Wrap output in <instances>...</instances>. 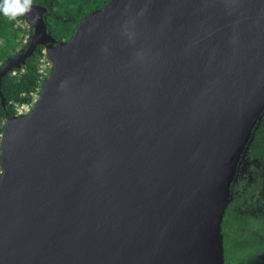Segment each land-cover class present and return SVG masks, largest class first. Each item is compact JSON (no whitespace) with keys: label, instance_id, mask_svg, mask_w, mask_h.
I'll return each mask as SVG.
<instances>
[{"label":"water","instance_id":"water-1","mask_svg":"<svg viewBox=\"0 0 264 264\" xmlns=\"http://www.w3.org/2000/svg\"><path fill=\"white\" fill-rule=\"evenodd\" d=\"M1 134L0 264H225L222 221L264 111V0H110Z\"/></svg>","mask_w":264,"mask_h":264},{"label":"trees","instance_id":"trees-1","mask_svg":"<svg viewBox=\"0 0 264 264\" xmlns=\"http://www.w3.org/2000/svg\"><path fill=\"white\" fill-rule=\"evenodd\" d=\"M110 0H32L47 8L46 21L48 31L58 41L68 40L74 34L81 19L90 12L102 8ZM22 23L28 24V18L24 15L15 19L5 17L0 13V69L7 60L15 57L27 43L24 40L25 29ZM29 25V24H28ZM34 29L29 25V32L32 35ZM44 46H40L33 56L29 57L20 68L9 71L2 79V92L6 98V105H3L0 96V153L1 134L5 121L8 117L17 114L18 108L22 105H30L34 102V96L42 81L41 58ZM253 139L249 142L246 152L249 150L254 156L264 157V111L260 120L253 130ZM0 167V174H1ZM228 205L222 221V233L224 235L225 264H232L237 256L232 253V236L230 231L233 228Z\"/></svg>","mask_w":264,"mask_h":264},{"label":"flooded vegetation","instance_id":"flooded-vegetation-1","mask_svg":"<svg viewBox=\"0 0 264 264\" xmlns=\"http://www.w3.org/2000/svg\"><path fill=\"white\" fill-rule=\"evenodd\" d=\"M232 264H264V157L240 158L229 202Z\"/></svg>","mask_w":264,"mask_h":264},{"label":"clouds","instance_id":"clouds-1","mask_svg":"<svg viewBox=\"0 0 264 264\" xmlns=\"http://www.w3.org/2000/svg\"><path fill=\"white\" fill-rule=\"evenodd\" d=\"M32 0H0V13L10 19L31 11Z\"/></svg>","mask_w":264,"mask_h":264},{"label":"built area","instance_id":"built-area-1","mask_svg":"<svg viewBox=\"0 0 264 264\" xmlns=\"http://www.w3.org/2000/svg\"><path fill=\"white\" fill-rule=\"evenodd\" d=\"M28 24L30 25V23H28ZM28 24L22 23V27L25 29L24 40H23L25 43H27L29 41L30 37H31V34L29 32V25ZM40 64H41L40 72L42 74V78L45 79L49 75L51 70L53 69V62L48 57L46 48L43 50V56L41 58V63ZM40 89H41V86H40V88H38V90L36 92V95H38V96L40 94ZM35 101H36V99L34 98V102Z\"/></svg>","mask_w":264,"mask_h":264},{"label":"rangeland","instance_id":"rangeland-1","mask_svg":"<svg viewBox=\"0 0 264 264\" xmlns=\"http://www.w3.org/2000/svg\"><path fill=\"white\" fill-rule=\"evenodd\" d=\"M38 95H36L35 93V96L34 98L37 99ZM33 107V104H30V105H22L18 108V113H27L29 112Z\"/></svg>","mask_w":264,"mask_h":264}]
</instances>
